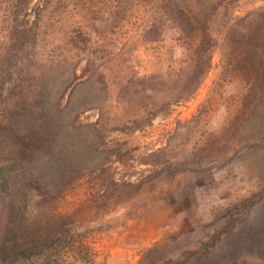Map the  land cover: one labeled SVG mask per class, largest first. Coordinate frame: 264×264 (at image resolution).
I'll use <instances>...</instances> for the list:
<instances>
[{"label": "rangeland", "instance_id": "1", "mask_svg": "<svg viewBox=\"0 0 264 264\" xmlns=\"http://www.w3.org/2000/svg\"><path fill=\"white\" fill-rule=\"evenodd\" d=\"M0 264H264V0H0Z\"/></svg>", "mask_w": 264, "mask_h": 264}]
</instances>
